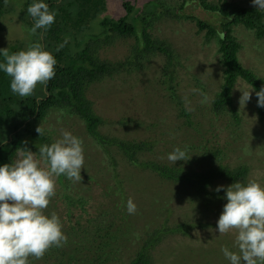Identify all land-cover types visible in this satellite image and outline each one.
I'll return each instance as SVG.
<instances>
[{
	"label": "rangeland",
	"instance_id": "obj_1",
	"mask_svg": "<svg viewBox=\"0 0 264 264\" xmlns=\"http://www.w3.org/2000/svg\"><path fill=\"white\" fill-rule=\"evenodd\" d=\"M21 1L6 0L7 11L0 19L6 24L0 26V47L12 42L24 49L33 43L31 35L25 36V27H18L19 18L25 20L19 13ZM124 1L134 4L128 21L136 22L134 17L140 15L138 30L142 19H148L146 10L154 5L150 0H106L105 10L97 20L123 16ZM179 1L159 0L147 30L152 36L168 40L176 52L170 77L163 73L167 64L164 54L155 52L137 70L113 73L88 85L86 97L105 121L101 131L120 139L152 142V149L142 158L162 164L198 170L218 162L229 167L244 164L248 167L246 181L255 180L264 186V112L258 111L252 89L249 101L239 104L240 90L251 88L241 79L232 90L239 121L234 122L227 112H212L211 101L222 76L217 41L214 38L205 42L203 31L194 21L164 13L166 7H176ZM228 1L255 7L250 0ZM233 33L241 45V65L264 79V41L242 25H235ZM133 44V37L118 38L98 50L97 55L120 61L131 54ZM200 92L206 94V103H201ZM181 110L188 113V118ZM40 127L50 133L53 141L60 138L62 131L79 137L84 162L81 180L53 177L55 192L42 210L45 215L55 212L60 218L66 243L50 247L40 259L29 257V264H127L146 233L183 224L192 227L186 232L167 231L152 250V264H229L221 247L236 251V231L219 234L216 230L225 201L222 190L213 191L217 185L228 186L229 182L219 179L203 194L186 183L165 180L151 169L129 164L113 147L108 157L86 133L82 119L63 110L50 109ZM173 147H186L189 159L172 164L166 154ZM216 150L222 151L220 160L213 156ZM32 152L39 160V155ZM128 198L136 205L133 214L125 210Z\"/></svg>",
	"mask_w": 264,
	"mask_h": 264
},
{
	"label": "trees",
	"instance_id": "obj_2",
	"mask_svg": "<svg viewBox=\"0 0 264 264\" xmlns=\"http://www.w3.org/2000/svg\"><path fill=\"white\" fill-rule=\"evenodd\" d=\"M151 1L154 5L150 11L146 10L150 20L144 22L142 19V25L138 26L137 30L140 15L134 17L136 22L127 20L134 10V4L130 1L122 2L125 14L118 19L101 17L97 20L105 10L106 0H44L49 10L55 12L54 22L46 30L37 29L35 33L29 32L33 21L26 12L33 0L21 1L19 13L25 17L26 22L19 18L18 27H25V36L31 35L33 43H39L44 50L53 54L56 59L55 75L45 85L37 84L32 95L20 97L10 91V77L0 72V164L13 162L20 148H27L39 155L40 145L53 142L50 133L41 128L40 123L50 109H58L81 118L86 133L108 157L112 156L109 153L110 147H113L129 164L141 169H151L162 179L186 183L203 194H207V188L219 179H224L230 184L237 181L246 182L248 167L244 164L229 167L218 162L199 170L162 164L142 158L146 151L152 149V142L120 139L101 131L105 121L94 111L91 101L86 97L90 83L113 73L137 70L142 66L141 62L155 52L164 54L167 64L163 73L168 77L171 75L175 50L168 40L152 36L147 31L149 22L153 20L156 8L160 5L159 0L148 2ZM5 3L6 0H0V19L7 11ZM164 13L194 21L197 29L203 31L205 42L216 39L222 76L211 101V110L216 115L227 112L234 122H238L239 116L232 98L237 79L244 81L252 90H259L264 86V79L250 68L241 65L238 59L241 45L233 33V27L242 25L251 30L255 38L264 41V10L228 0H180L176 7H166ZM141 15L145 16L142 13ZM21 22L26 26H22ZM94 22H97L96 28ZM0 26L6 27V24L0 21ZM21 30L25 32L22 28ZM125 37L134 38L128 57L120 61L99 58L98 50L118 38ZM0 49L12 53L21 50V46L10 42ZM257 109L260 113L264 112V107ZM181 114L188 118V113L184 110H181ZM37 127L42 131V135L37 133ZM221 153V150H216L213 156L220 160ZM190 226L192 227L191 224L177 225L174 228L164 226L146 233V237L141 240L139 248L127 264H152V250L167 231L182 229L186 232Z\"/></svg>",
	"mask_w": 264,
	"mask_h": 264
},
{
	"label": "clouds",
	"instance_id": "obj_3",
	"mask_svg": "<svg viewBox=\"0 0 264 264\" xmlns=\"http://www.w3.org/2000/svg\"><path fill=\"white\" fill-rule=\"evenodd\" d=\"M250 2L256 9L264 10V0ZM26 12L33 21L30 33L46 30L54 22L55 12L44 0H33ZM0 57V72L10 77L9 89L20 97L32 95L37 84L45 85L55 75L56 59L39 43L12 53L0 49ZM250 89L240 90V105L249 101ZM252 91L257 107H264V86ZM200 95L201 103H206V94ZM36 131L42 135L39 127ZM38 152L39 160L32 151L20 148L17 159L0 164V264H29V257L40 259L50 247L66 243L60 218L55 212L45 215L42 210L54 195L53 177L81 180L82 141L71 132L62 131L60 138L40 145ZM189 156L186 147H173L166 154L172 164L186 161ZM221 190L225 203L216 220V230L219 234L236 231V251L222 246L223 256L229 264H264V186L247 180L213 189L217 193ZM125 210L128 214L136 212L131 198L125 201Z\"/></svg>",
	"mask_w": 264,
	"mask_h": 264
}]
</instances>
